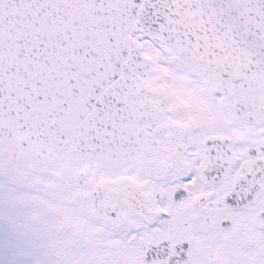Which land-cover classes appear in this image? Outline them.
Listing matches in <instances>:
<instances>
[{"label": "snow or ice", "instance_id": "1", "mask_svg": "<svg viewBox=\"0 0 264 264\" xmlns=\"http://www.w3.org/2000/svg\"><path fill=\"white\" fill-rule=\"evenodd\" d=\"M0 264H264V0H0Z\"/></svg>", "mask_w": 264, "mask_h": 264}]
</instances>
